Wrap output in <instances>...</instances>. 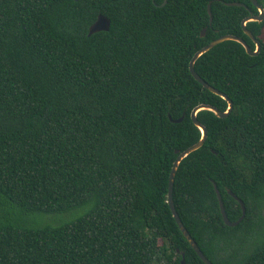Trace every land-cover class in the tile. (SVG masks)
<instances>
[{"label":"trees","instance_id":"16d2710c","mask_svg":"<svg viewBox=\"0 0 264 264\" xmlns=\"http://www.w3.org/2000/svg\"><path fill=\"white\" fill-rule=\"evenodd\" d=\"M99 13L110 29L89 35ZM258 13L251 0H0V264H206L169 178L202 137L194 107L229 103L190 60L224 34L256 49L242 21ZM247 28L257 54L226 40L195 62L233 108L198 112L207 139L174 182L214 264H264V20ZM214 182L230 220L242 207L228 190L244 200L238 225Z\"/></svg>","mask_w":264,"mask_h":264},{"label":"water","instance_id":"95a60500","mask_svg":"<svg viewBox=\"0 0 264 264\" xmlns=\"http://www.w3.org/2000/svg\"><path fill=\"white\" fill-rule=\"evenodd\" d=\"M252 3L258 8L259 13L258 14H251L246 16L243 21H242V26L244 29V32L254 41V43L256 44V49H252L251 46L249 45V43L243 38L240 37L238 35H234V34H224L221 35L219 37H217L216 39L212 40L211 42H209L208 44H206L205 46L201 47L200 49H198L192 59L190 60V70L192 75L200 82L202 83L206 88L210 89L211 91L221 95L222 97H224L228 103V109L226 111H221L219 108L211 105V104H206V103H200L198 104L196 107H194V109L192 110L191 113V117L193 122L201 129L202 131V137L200 138L199 141H197L196 143L190 145L189 147H187L185 150L183 151H179L176 150L179 155L177 156V158L174 161L172 170H171V174H170V178H169V188H168V202L169 205L171 207V211L173 213V216L175 217L181 231L183 232V234L185 235V237L188 239V241L191 243V245L193 246V248L196 250V252L199 254V256L203 259V261L206 264H214L207 256L206 254L202 251V249L200 248V246L198 245V243L196 242V240L192 237V235L190 234V232L188 231V229L186 228V226L184 225L174 202V182H175V176L179 167L180 162L182 161L183 158H185L188 154H190L191 152L197 150L198 148H200L201 146L204 145L207 136H208V131L207 128L205 127V125H203L197 115L198 112L203 110V109H208L211 110L213 112L216 113V115H218L219 117H226L229 112L232 110L233 108V101L221 90L217 89L216 87L212 86L210 83H208L205 79H203L196 71L195 69V62L196 60L205 52L209 51L211 48H213L215 45L226 41V40H235L240 42L246 49V51L251 54V55H255L257 54L260 49H261V44L259 39L253 34V32L251 30H249L247 28V23L249 21H263L264 20V6L258 2V0H251ZM165 3V2H164ZM164 3L162 5H164ZM227 5H240V2H226ZM208 12L210 15V23L212 22V9H211V2L208 5ZM111 26V19L102 13H99L97 16V19L94 21V23L91 24V26L89 27V35H92L93 33L105 30L108 31L110 29ZM206 35V27L203 28L202 32H201V36H205ZM168 117L175 122H180L183 120L184 118V114L177 118L174 119L172 117L171 114H168ZM214 186H215V190L218 196V200H219V204H220V209H221V213L223 215V219L225 221V223L229 226H236L238 225L245 217L246 215V204L244 202V200H242L240 197H238L232 190H228L229 193L239 201V203L241 204L242 207V215L241 217L236 220V221H232L230 220V218L228 217V214L226 212V207L224 204V200L221 194L220 189L218 188L217 184L214 182ZM182 263H185V253L182 252Z\"/></svg>","mask_w":264,"mask_h":264},{"label":"rangeland","instance_id":"374dc122","mask_svg":"<svg viewBox=\"0 0 264 264\" xmlns=\"http://www.w3.org/2000/svg\"><path fill=\"white\" fill-rule=\"evenodd\" d=\"M65 217L67 216V215H64ZM53 217H56L57 219L59 218V219H61V215H48L47 216V220L48 221H54V218ZM56 220V219H55Z\"/></svg>","mask_w":264,"mask_h":264}]
</instances>
